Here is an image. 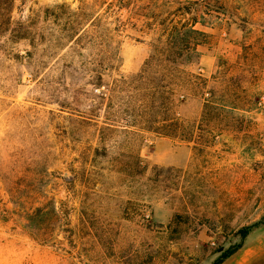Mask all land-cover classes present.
<instances>
[{"label":"rangeland","instance_id":"374dc122","mask_svg":"<svg viewBox=\"0 0 264 264\" xmlns=\"http://www.w3.org/2000/svg\"><path fill=\"white\" fill-rule=\"evenodd\" d=\"M263 229L264 0H0V264H213Z\"/></svg>","mask_w":264,"mask_h":264},{"label":"crops","instance_id":"0c3cea01","mask_svg":"<svg viewBox=\"0 0 264 264\" xmlns=\"http://www.w3.org/2000/svg\"><path fill=\"white\" fill-rule=\"evenodd\" d=\"M221 264H264V229L250 233Z\"/></svg>","mask_w":264,"mask_h":264},{"label":"trees","instance_id":"16d2710c","mask_svg":"<svg viewBox=\"0 0 264 264\" xmlns=\"http://www.w3.org/2000/svg\"><path fill=\"white\" fill-rule=\"evenodd\" d=\"M187 24H183L182 26L183 27H187L186 26ZM192 25V27L190 28L192 31H194V32H197L198 30H196V29H194L193 28V24H191ZM199 32V31H198ZM181 33H182V31L181 30H179L178 31V34H179V36L181 35ZM201 33V32H200ZM202 34H204V33H202ZM176 36V35H175ZM177 38V37H176ZM177 41V40H176ZM175 61V60H174ZM174 61H173V63H174ZM166 67V66H165ZM173 69H174V72H175V67H172ZM163 77H166V76H163ZM165 79V78H164ZM166 85L165 84H161L160 85V88L163 90V91H161V96L162 97H164L165 98V96H166ZM248 234V230L246 229L244 232H243V235L244 236H246ZM242 244H240L239 246H237V247H235V248H233V249H230L229 251H227V252H224L218 259H216L215 260V262L213 263V264H221V262L226 258V257H228L231 253H233L236 249H238L240 246H241Z\"/></svg>","mask_w":264,"mask_h":264}]
</instances>
